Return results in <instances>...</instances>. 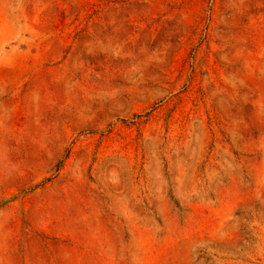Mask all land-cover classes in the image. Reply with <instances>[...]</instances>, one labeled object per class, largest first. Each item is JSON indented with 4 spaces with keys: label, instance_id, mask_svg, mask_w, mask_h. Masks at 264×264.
<instances>
[{
    "label": "rangeland",
    "instance_id": "374dc122",
    "mask_svg": "<svg viewBox=\"0 0 264 264\" xmlns=\"http://www.w3.org/2000/svg\"><path fill=\"white\" fill-rule=\"evenodd\" d=\"M0 264H264V0H0Z\"/></svg>",
    "mask_w": 264,
    "mask_h": 264
}]
</instances>
